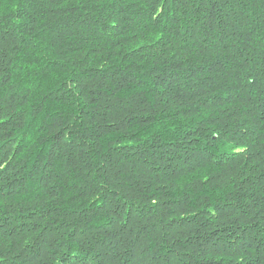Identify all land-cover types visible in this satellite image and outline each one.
Wrapping results in <instances>:
<instances>
[{
  "label": "trees",
  "instance_id": "obj_1",
  "mask_svg": "<svg viewBox=\"0 0 264 264\" xmlns=\"http://www.w3.org/2000/svg\"><path fill=\"white\" fill-rule=\"evenodd\" d=\"M0 264H264V0H0Z\"/></svg>",
  "mask_w": 264,
  "mask_h": 264
}]
</instances>
